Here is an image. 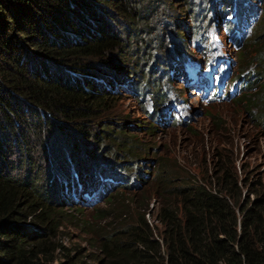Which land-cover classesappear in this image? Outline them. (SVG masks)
Listing matches in <instances>:
<instances>
[{"label":"trees","instance_id":"1","mask_svg":"<svg viewBox=\"0 0 264 264\" xmlns=\"http://www.w3.org/2000/svg\"><path fill=\"white\" fill-rule=\"evenodd\" d=\"M260 1L262 16L249 40L251 46L240 52L250 56L244 67L249 66L252 73L237 78L241 81L238 92H246L238 102H248L249 114L264 104V0ZM181 5L186 14L196 11L193 0H183ZM155 11L168 15L174 11L172 0H0V154L15 147L16 166L24 170L17 174L15 165L0 166V264H90L69 252L63 260L57 259V252L66 249L54 242L56 229L44 213L45 206L54 201L42 194V188L48 186L46 172L58 155L49 156L48 144L53 130L65 131L71 125L82 133L92 130V125L84 128L80 120L92 117L97 94L103 99L108 94L104 90L114 93L126 82L124 74H119L123 61L132 64L141 52L144 38L153 31L150 23ZM95 24L101 27L97 32L93 31ZM195 29L192 27L191 34ZM187 31L182 29L181 34L178 30L174 40L186 38ZM77 37L78 41H67ZM170 43L174 48L168 44L166 50L176 49V43ZM31 54L44 72L24 60ZM148 54L147 61L153 57L150 49ZM69 56L74 59H67ZM155 59L168 78L171 68L166 58ZM46 65L56 75H49ZM147 73L144 70L143 78L137 80L135 92L143 93L157 110L162 102L160 86L144 80ZM124 88L130 89L127 84ZM141 109L145 117H153ZM143 127L151 129L152 124ZM122 145L123 141H117L118 147ZM70 150L67 164H77L73 171L80 177L82 172L89 174L90 165L92 170L111 166L99 162L86 166L85 152L78 154L74 145ZM35 152H40L45 173L36 172ZM71 157L74 163L70 164ZM84 167L88 168L83 171ZM174 169L168 162L157 169L160 202L156 224L147 219V204L138 207L134 219L125 218L130 215L125 211L119 214V221L99 228L96 243L101 257L97 264H264V183L257 190L247 189L244 199L239 176L225 166L213 179L184 178ZM62 172L68 174L67 165ZM60 181L57 193L62 195ZM97 217L100 221L109 218L102 210ZM32 218L45 226L31 224Z\"/></svg>","mask_w":264,"mask_h":264},{"label":"rangeland","instance_id":"2","mask_svg":"<svg viewBox=\"0 0 264 264\" xmlns=\"http://www.w3.org/2000/svg\"><path fill=\"white\" fill-rule=\"evenodd\" d=\"M210 1L193 0V3L194 6H201V10H206L207 13L211 9ZM261 2L256 4L260 14L263 10ZM182 3L183 0H172L174 11L168 12V15L162 14L160 11L153 13L152 23H150L153 31L144 38L146 44H143L141 52L136 59H133L132 64L123 61L124 65L121 67L123 73L119 74H124L123 78L126 82L117 86L118 89L114 93L104 90L108 94L103 99L96 93L95 100H97L94 103L96 109L92 117L80 120L84 121V128L92 125L91 131L86 130L82 133L73 125H71L73 128H67L65 131L53 130L55 133L51 143L48 144V154L51 156L58 152V155L51 162V171L46 172L48 186H42V194L54 201V204H50L48 208L45 206L44 213L49 214L51 224L56 229L54 242L61 244L66 249L57 252L58 260H63V255L69 252V254L75 253L82 256L90 264H97L101 257L98 255L99 248L96 243L97 231L101 227H107L108 222L119 221V214L125 211L130 214H125V218L130 216L134 219L137 214L136 210H139L138 207H145L148 204L150 210L147 212V219L151 224H156L154 217L160 202L157 195L160 185L157 169L160 163L168 162L175 165L174 170L177 174L191 179L196 176L199 179H213L220 167L225 166L230 173L239 176L244 189L242 195L244 199L247 197V189L257 190L264 183V104L255 113L249 114L248 102H238V98L246 92L242 94L238 92L232 98L204 105L198 102V97L193 96V91H188L187 94L182 84L173 79L170 81L171 85H167V89H173V92L180 94L185 99L189 98L191 110L189 109L186 118L183 120L169 118L166 111L171 110V105L166 110L165 108L171 102L170 99L168 104L166 102L158 106L157 110L152 113V118H147L142 114L141 108L145 105L144 96L143 93L137 95L135 91L138 85L137 80L143 78L144 70L148 71L144 79L149 80L148 83L153 80L157 87L166 83L164 79L159 80L162 68L158 66V60H154V58L156 56L166 58L171 53L173 57H176L178 48L182 51H191L192 49L194 53L197 51L191 32L195 24L202 23V16L198 15V9L193 14L191 12L186 14L182 11ZM261 16L259 15V21ZM195 18L197 22L194 21ZM105 25L108 26L109 22ZM98 28L101 27L95 24L93 31L97 32ZM187 28L190 33L186 38L177 40L180 45L178 46V42L174 40L173 36L178 33V30L181 34L182 29L186 32ZM255 28H258V24ZM252 35L249 34L250 37L244 43L242 41L239 47H229V57L233 62L231 80L237 79L242 74L244 77H249L252 73L249 66L244 67L250 56H243L240 53L251 46L249 40ZM74 39L78 41L79 37L70 38L67 41ZM172 41L176 43V49L166 50L168 44V48H174L170 43ZM183 44L185 46H182ZM149 49L153 57L147 61ZM31 55L33 56H25L24 60L32 62L30 67L37 69L40 73L44 72L42 67L37 66L39 60L36 55ZM127 56L124 58L125 60L128 58ZM67 59L72 60L74 57L69 56ZM165 62L166 64L170 63L166 60ZM153 66H157V70L151 72L150 69ZM46 67L49 68L48 65ZM242 67H244L243 70ZM48 72L49 75H56L52 68L48 69ZM130 72L134 73L130 74ZM80 82L81 80H79ZM126 84L127 87L129 86V90L124 88ZM110 86L115 88L114 85ZM165 92L162 93L165 94ZM150 123L152 124L151 129L143 127L144 124L148 126ZM103 128L107 131H103ZM117 131H122V133L117 135ZM47 133L46 131L45 135ZM119 140L123 141V147L117 146ZM71 145L79 149L78 154L85 152L84 165L89 166L90 162L110 164L111 166L108 168L113 167L112 169L121 172V183L108 189L97 203L87 207L64 202L67 197H71L69 192L64 191L63 196L57 193V184L60 181L57 176L60 175V182L65 183V179L71 177L72 168L77 166L72 157L69 163H74V165L67 164V157L72 154ZM17 154L15 147L1 151L0 166H2L1 163L2 167L16 166L18 163ZM34 159L38 161L36 172L45 173L40 152L34 153ZM64 165H67L68 174L62 172ZM86 168L88 167H84L83 171ZM88 169L91 171L92 165ZM13 172L20 174L24 170L16 166ZM85 172L82 173L85 174ZM43 181H45V177L42 178ZM253 196L254 194L250 197ZM101 210L106 212L109 218L100 221L97 213H100ZM29 220L31 224L45 226V223L38 219ZM28 222L26 221V223ZM157 225L159 224L157 223ZM32 232L35 231L32 230Z\"/></svg>","mask_w":264,"mask_h":264},{"label":"clouds","instance_id":"3","mask_svg":"<svg viewBox=\"0 0 264 264\" xmlns=\"http://www.w3.org/2000/svg\"><path fill=\"white\" fill-rule=\"evenodd\" d=\"M103 168H108V167H104L103 166ZM113 167H111V168H109L110 170L112 169ZM74 169V168H73ZM112 170H114V169H112ZM96 170H91L90 172H89V174H83L81 177H80V182H82L83 183V187L86 189V191L87 192H90V183H92V184H94L95 183V179H94V172H95ZM99 171H101V170H99ZM118 172H119V174H120V181L119 182H117V183H115V184H107V181H103V180H105V179H102V178H100V180H97V182L99 183V191H98V194H97V199H95V200H93L91 203H89V204H87V205H85V204H81L80 202H78V201H76L75 199H82V195H81V193L80 192H78V194L77 195H75V194H73L72 192H70V194H71V197L70 198H68L67 196V199L64 201V202H67V203H76V204H80V205H82V206H85V207H87V206H90V205H93L94 203H97L101 198H102V196L108 191V189H111L112 187H116V186H118L120 183H121V172H120V170H117ZM92 179H94L93 181H92ZM102 179V180H101ZM102 181V182H101ZM100 183H102V184H100ZM62 186H63V184H62ZM64 188V187H63ZM104 188V190H103V192L101 193V194H99V192L102 190ZM64 191H65V189H64ZM66 192V191H65ZM64 195V193L61 195V196H63Z\"/></svg>","mask_w":264,"mask_h":264}]
</instances>
